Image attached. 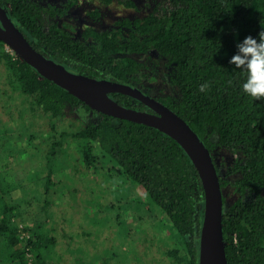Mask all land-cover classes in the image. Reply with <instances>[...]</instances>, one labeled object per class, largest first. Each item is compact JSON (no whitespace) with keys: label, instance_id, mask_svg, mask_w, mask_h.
Listing matches in <instances>:
<instances>
[{"label":"trees","instance_id":"trees-1","mask_svg":"<svg viewBox=\"0 0 264 264\" xmlns=\"http://www.w3.org/2000/svg\"><path fill=\"white\" fill-rule=\"evenodd\" d=\"M98 1L138 8L135 0ZM75 2L57 7L0 0V5L51 61L76 74L129 85L183 118L209 149L219 176L227 264H264V97L242 93V76L230 64L238 42L264 29V0H145L151 8L145 15L100 30L86 26L82 39L59 21ZM152 53L171 70L166 81L172 90L159 95L144 82L159 77L140 60ZM0 62L5 84L30 104L0 128V264H74L67 254L73 234L58 222L62 216L54 206L61 201L53 192L55 173L68 162L78 174L111 160L145 189L180 235V244L158 254L161 263L199 264L205 191L180 144L156 128L94 111L2 41ZM205 81L210 87L200 92ZM110 97L126 108L152 112L127 95ZM42 115L49 126L39 122ZM66 118L71 124L59 128ZM219 153L227 156L218 162ZM25 160L36 161V167L22 165ZM41 167L42 178L33 172ZM227 187L236 196L232 203L224 195Z\"/></svg>","mask_w":264,"mask_h":264},{"label":"rangeland","instance_id":"rangeland-1","mask_svg":"<svg viewBox=\"0 0 264 264\" xmlns=\"http://www.w3.org/2000/svg\"><path fill=\"white\" fill-rule=\"evenodd\" d=\"M36 1L43 5L64 4H60V0ZM67 1L70 0L65 2ZM140 4L145 7L144 3ZM96 10L99 11V15L91 14ZM149 10L151 8L148 6L141 8L139 15ZM67 15L59 21L75 32L79 27L87 24L100 29L113 25L117 19L136 14L117 3L106 6L98 0H77ZM7 49L10 50L8 47ZM155 57L152 53L151 56H143L140 60L147 70L152 69V72L159 77L154 81L149 77L144 78L146 87L152 90L153 94L159 95L164 89L172 90L166 81V74L171 70L165 62L155 61ZM3 70L4 67L0 62V84H3L0 85V128L1 123L12 122L10 120L12 117L18 119L19 112L21 110L25 112V108L30 106L25 98L20 97L18 92L5 84ZM7 109L16 110L15 115L11 116ZM62 121L63 124L58 123L59 128L71 124L67 118ZM39 122L43 127L50 124L49 119L43 115ZM222 156L227 155L216 154V160L219 162ZM28 161L31 160H25L22 165L27 163L26 165L30 167H36V161L32 163ZM61 168L55 173L58 186L53 188V192L57 193L61 201L59 203L56 201L54 206L60 213L59 217L62 216L58 218L60 220L58 222L64 227L67 226L68 233L73 234L67 246V254L71 257L72 263L162 264L158 254L170 246L180 244V235L168 222L160 207L151 201L145 189L126 175L115 161H108L106 165L92 171L82 170L83 172L78 174L70 172L73 169V162L64 163ZM16 169L17 167H14V170ZM39 169L33 172H38L37 176L42 178L46 171L42 167ZM224 195L229 203L236 198L230 187L224 189ZM51 214L54 217L55 213L51 212ZM48 228L55 227L48 226ZM149 246L152 247L147 252L146 248Z\"/></svg>","mask_w":264,"mask_h":264},{"label":"water","instance_id":"water-1","mask_svg":"<svg viewBox=\"0 0 264 264\" xmlns=\"http://www.w3.org/2000/svg\"><path fill=\"white\" fill-rule=\"evenodd\" d=\"M0 41L39 75L64 88L94 111L156 128L176 140L198 170L205 191L199 264H227L222 224L223 191L219 176L209 149L183 118L129 85L76 74L51 61L31 45L1 5ZM111 93L137 99L152 112L126 108L112 99Z\"/></svg>","mask_w":264,"mask_h":264},{"label":"clouds","instance_id":"clouds-1","mask_svg":"<svg viewBox=\"0 0 264 264\" xmlns=\"http://www.w3.org/2000/svg\"><path fill=\"white\" fill-rule=\"evenodd\" d=\"M236 47L230 64L242 76L239 85L242 93L255 99L264 97V29L256 37H245ZM209 87V82L205 81L199 85V91L205 92Z\"/></svg>","mask_w":264,"mask_h":264},{"label":"flooded vegetation","instance_id":"flooded-vegetation-1","mask_svg":"<svg viewBox=\"0 0 264 264\" xmlns=\"http://www.w3.org/2000/svg\"><path fill=\"white\" fill-rule=\"evenodd\" d=\"M66 0H60L59 1V3L61 4V3H64L63 4V7L66 5V4H69V2L70 1H72V0H70V1H67V2H65ZM136 1V3H137V6H138V8L136 9H134V8H126V7H124L125 9H127V10H132L133 12H135V14L136 15H138V16H142V15H139L140 13H141V11H140V9L142 8H145L146 7V4H145V0H135ZM115 3H117V4H119L118 2H115ZM139 3V4H138ZM140 3H144L145 4V7H143L144 5H141ZM51 5H55V4H51ZM57 5H59V4H56L55 6H57ZM120 5V4H119ZM74 6H75V4H74ZM57 7H61L60 5L59 6H57ZM73 7V6H72ZM72 7H70V9L68 10V12H67V14H69V12H70V10H71V8ZM150 11V10H149ZM148 11V12H149ZM65 15V17L66 16H68V15ZM146 13H144L143 15H145ZM134 16H132V17H123V18H133ZM119 19H117L115 22H117ZM115 22L113 23V25L115 24ZM113 25H110V26H113ZM86 26H91V25H86ZM86 26H83V27H79L76 31H75V33H74V35H75V38L76 39H82V31H83V28H85ZM92 28H94L95 30H100V29H105V28H108L107 26H105V27H103V28H100V29H96L95 28V26L94 25H92L91 26ZM154 97V96H153Z\"/></svg>","mask_w":264,"mask_h":264}]
</instances>
